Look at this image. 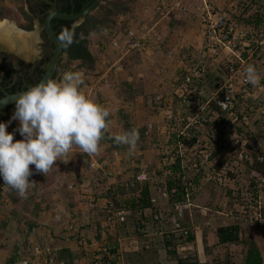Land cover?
<instances>
[{
	"label": "rangeland",
	"instance_id": "1",
	"mask_svg": "<svg viewBox=\"0 0 264 264\" xmlns=\"http://www.w3.org/2000/svg\"><path fill=\"white\" fill-rule=\"evenodd\" d=\"M115 4H118V2H115ZM0 5L6 11L4 18L0 20L1 24L7 22L13 24L15 27L20 24L24 25L18 13V8L23 6L24 9L26 7L29 11L28 4L23 3V0H0ZM118 5L123 6L125 9L127 7L126 4ZM160 6L161 5L157 6V8H161ZM162 22L163 21H161V24ZM179 32L181 35L180 42L162 43L161 47H157L155 44H153V46L152 44L151 46L144 45V43L141 42V48L133 50L128 49V46L121 42L120 48L122 46V49L116 48L114 51L112 49H107V53H100L101 56L98 61H100L102 71L107 73V82L104 79L99 82L96 76L92 77L91 74L94 75V71L88 73L90 76H83L84 83L81 87L85 95L93 99L96 103H98L100 96L106 97L105 100L107 101L116 99L112 101L113 103L109 101V106H105L110 112L109 118L111 123L108 131L110 138L116 134L128 131L129 128L127 127V123L140 132L137 149L134 154L130 155L129 150L121 149L122 146L116 143L112 146L107 142L101 141L98 154L88 156V154L83 153L79 148H74L67 157H61L60 161H56L55 165L46 176L42 173H38L34 165H30L33 174L29 177V181L35 182V184L28 189L26 197H21L16 191L10 193L8 187L4 186L3 178L0 177V226L5 221L9 222L5 229L0 227V264H5L13 254L12 245L16 244L21 246L25 244L27 237L31 241L32 248L41 245L42 243L40 241L45 243L44 239L49 238L47 235H49L50 230L48 226H40V222L41 217L42 219L47 218L49 214L41 216L43 212L51 213L50 217L58 222V219H63L59 222L62 224V230L64 227L68 228V225H71L73 229L79 226V222H77L76 219L75 221H70V224H68L70 217L68 215L72 212L73 214L79 215V208L78 211H76L74 206L78 205L79 207V200L82 199L83 201V198L80 199V197H82L80 194L86 193L85 190L79 193L78 190L73 191L69 189V185L79 182L77 177L80 176H82L86 184H88L90 180L99 179L100 176L108 173L110 176L108 175V182L106 183L111 185L112 191L115 193L117 184L122 185L130 181L133 183L132 177L136 175V168V170H140L136 178L140 180L137 183L143 184L145 180L142 179L145 178L148 180L151 194H153L156 199L155 205L158 207V211L163 212L165 215V225L168 226L171 224V218L177 217L174 216L177 213L175 210L177 203H170L168 199L163 198L162 193L159 192V189L163 190L161 185H164L165 181L170 177L164 174L163 167L169 164L170 161L166 158L170 157L171 151H175V147L170 146L169 140L171 139L174 141L176 139L174 135L170 134L169 128L175 123V120L181 116L178 115V113L184 112L182 109L183 107L179 105L173 94L172 86L181 76L180 71L182 67L189 63L191 61L190 59L197 60L201 58V53H199V49L195 48L196 46L194 47L195 51H193L189 50L190 48H187L186 44H183V40L189 41V43L191 42L194 27L188 25L185 28L183 27V29H179ZM39 33L40 31L37 28L35 32L36 35L33 34L32 36L37 40ZM111 42L112 40L105 38L104 43L110 44ZM115 45L118 46V43ZM105 47L107 48V46ZM34 50L39 51L36 48H34ZM97 50L99 51V48H97ZM129 50L130 52L126 53ZM110 52L117 58H114V56L111 57L108 54ZM116 52L120 53L122 58L118 56ZM65 64L66 58L58 67L54 79H59L63 73L70 72ZM260 67L259 76L263 80L260 86L263 87L264 92V64H260ZM129 81H132V84H129ZM139 81H142V83L140 84ZM129 113L133 116L132 121H135L134 124L130 123L131 118ZM5 123L8 124L7 131L9 133H14V142L23 139L20 133L16 131L19 127V121L12 120L11 117ZM258 128L259 127L256 128V133H262ZM142 129H145V132H143ZM182 129L183 127L180 129L178 128V130ZM189 132L190 135H193L194 139L198 141L197 146H203L210 133L207 128L190 130ZM238 139L241 142L240 146L235 147L234 153L230 156H226L225 160L226 158H232V161L237 160L240 151H250L249 148L245 146L248 141H245V138L240 135ZM258 148L257 154L261 155V153L264 152V147L261 148L258 145ZM82 153L86 155L88 158L87 160H81L79 158V155ZM229 163V165L225 166L226 172H233L237 177L236 179L230 177V180L235 182V184L232 181V183H230L232 190L216 186L212 182L207 183L208 177H206L196 185L198 187V192L194 196L193 201L191 200L190 203L186 204L185 208H182L181 211L183 222L187 223L198 235L202 262L199 261V254L196 251L198 246L195 245V242L192 245V252L189 250L184 253L188 252L196 256L200 264H214V262L216 263L218 260H222V258L225 257L226 247L218 243L216 229L219 226L235 224L239 225L246 235H252L264 260V229L259 227L254 228L255 226L243 221L242 217L238 215L239 207L251 202V187L249 186L250 171L241 164L236 167L231 164V161H229ZM88 164L89 167L90 164H94V169L98 166L100 169L95 174L92 171L89 172L90 170H87ZM216 165L217 163H213L210 167L214 168ZM80 170L86 171L80 172ZM88 187L91 188V186ZM90 188L89 190L87 189V195H90L91 198H86L85 203L88 201H97L92 200V196L93 198L96 197L97 193L100 192L97 190L99 188L95 190ZM65 189L67 192L73 191L71 199L67 198L69 201L63 199ZM228 191H234V194L230 195ZM237 191H239V198L236 201L234 197H237ZM84 196L87 197L86 195ZM12 198L18 199V201H12ZM61 198L63 201H61ZM229 201L231 204L228 203ZM36 205L39 206L37 212L41 209L36 220L38 228H41H39L38 232L34 229L31 230L32 232H29L28 223L33 219L31 218V214L35 210ZM91 209L94 211L95 208ZM145 213L148 219H151L153 211L148 210ZM230 213L235 215L237 219L234 216H229ZM88 215L90 217L89 221H92L93 215ZM92 228L91 230L88 229L90 230L88 232L89 239L84 238L88 245L96 240L101 246L105 244L107 242L106 239L110 237L112 240L115 239V241H119L121 254L131 253L137 250L135 240L126 237L125 229L120 230L118 228L108 232L103 230L99 232L98 235L100 237L98 240V237L94 236ZM149 229L151 230V226ZM63 231L66 233L72 232L66 239L72 240L73 244L70 245H74V264H92L90 247H87L88 251L84 252L82 255L83 257H81V254L79 255V232L76 234V231L74 233L73 230L68 231L67 229ZM51 236L53 239L56 238L60 239L59 241H65L61 236ZM246 238L248 239L249 237ZM61 245L63 246V243L60 242V246ZM60 246L45 244L43 248L48 247L50 254L51 252L55 254ZM31 255L33 256L32 252L25 254L27 259H24L23 255L19 253V259L15 264H47L45 255L40 258L34 257V259ZM207 260H209V262H207ZM159 262L160 264H175L166 261V257L163 254L159 255Z\"/></svg>",
	"mask_w": 264,
	"mask_h": 264
},
{
	"label": "trees",
	"instance_id": "2",
	"mask_svg": "<svg viewBox=\"0 0 264 264\" xmlns=\"http://www.w3.org/2000/svg\"><path fill=\"white\" fill-rule=\"evenodd\" d=\"M33 1H37L36 5H32ZM94 0H26V4H28L29 11L25 10L23 6L18 8V13L21 16V20L23 21V24L19 25V28L21 30L30 32L33 30L34 27V16L42 15L43 18L46 16V14L51 11L53 5L56 6L57 10L61 14H77L85 10L87 7H89ZM22 4V3H21ZM127 11L123 8V6L115 4V3H107V5H100L98 9L94 12H92L90 15L86 16L84 18V21L79 24L78 26L72 28V21H65V20H59V19H53L50 22L51 29L54 32L55 36L58 38L60 37V34L63 29H69L73 35V42L70 45H62L63 52L66 53V66L69 68L70 72L80 71L84 74H87L88 71L94 70L97 61L99 60L100 56H94L91 54L89 50V37L92 35H98L99 38V51L100 53H104L108 51L105 46L108 47V44L105 42V33L112 32L117 23L118 16L122 15ZM5 9L0 5V20H2L5 16ZM260 14L263 16L264 11L260 12ZM260 16V17H262ZM263 19V21H262ZM42 21V20H41ZM256 23L257 25H260L261 22H264V18H253L250 19L249 22ZM178 23V22H177ZM180 25V23H179ZM129 30V27L127 26V23H122L117 32L127 34ZM45 36V35H44ZM60 41V40H59ZM62 44V43H61ZM105 45V46H104ZM194 50V48L189 49ZM107 53V52H106ZM112 57V52L108 53ZM116 54L118 56H121L120 53ZM114 56V55H113ZM51 60V57H49L45 64H49ZM75 66V67H72ZM256 67V66H255ZM182 70V69H181ZM207 70L209 71L210 75H214V72H212L213 68L211 66L207 67ZM256 70H258V67H256ZM45 69H39L38 70V78L36 81V84L38 83L39 79L43 77L45 74ZM259 73V71H257ZM181 73V71H180ZM209 76V74H207ZM260 77V76H259ZM54 79V77H53ZM262 78L259 79V83L256 85V93L253 94V98L248 99V103L250 108H255L257 103H260L264 105V92L262 85ZM264 86V85H263ZM22 90L18 91L15 88L10 90L8 93L10 95L16 94L21 91H26L28 87L21 88ZM3 96L0 94V98ZM176 98V97H175ZM177 99V98H176ZM178 101V99H177ZM247 108L246 112L250 114L253 109ZM215 111L217 112V117L214 119V122L212 124V127L210 128V133L214 134L217 139H222L225 136V133H227L231 128H235L237 135L242 136L245 138V141L247 140V146L249 148L250 157L252 158H245L243 161H241L237 166L240 164L248 169L250 171V198H251V204L257 203V196H259V193L261 192L257 186V182H259L261 175L264 173L263 164H261L257 157L260 154H257V151L259 150L258 145L263 148L264 147V125L260 124L259 122H255L254 126L251 127L250 131L247 133L244 131L243 128H237L234 124H231L228 120V117L225 113L219 111L217 108H215ZM14 112L8 113L4 118H1L0 123H4L5 119L9 116H11ZM110 120V118H108ZM127 127L130 129H133L134 127L127 123ZM258 130L262 131V133H256V128ZM143 132H145V129H142ZM140 133V132H139ZM257 134V135H256ZM104 142H107L111 144L112 146L115 145V142L112 138L109 137V134L106 133L104 138L101 140ZM170 146H174L175 150L178 148V141L176 140H169ZM173 141V143H172ZM185 142V141H184ZM254 142V143H253ZM188 146H192L195 143V140H192L190 142H187ZM174 144V145H173ZM122 146L121 149H127L128 147L126 145H120ZM252 148V149H251ZM263 151V150H262ZM264 153V152H263ZM262 154V153H261ZM216 154L214 155V158H216ZM80 159H88L85 154L79 155ZM186 160V159H185ZM213 160V159H212ZM181 159L177 158L172 165H164V171L169 169L172 171V176L168 177V179L165 181L164 185H161L163 187V190L167 192L169 199L168 201L170 203L174 202H181L186 203L187 198L188 200H192L194 196L198 192V183L203 180L204 178L208 177L207 183L212 182L214 185L223 187V188H229V190H232L230 183L235 182L233 180H230V177L232 179H236V175L233 172H226V163L229 162L228 158L220 157L217 158L215 161H211V163L207 164H200V170L198 172L194 171H182L181 170ZM213 163H217V165L213 168L210 167L213 165ZM186 165H190L187 164ZM236 166V167H237ZM86 168V167H85ZM88 171L90 170L89 164L87 167ZM100 169L98 166L95 169L90 170L89 172L97 173V171ZM95 170V171H94ZM86 171V170H84ZM82 170V172H84ZM136 175H134L133 183L130 181L126 184H117L115 193L112 191V187L107 181L108 175L110 174L106 173L102 176H100L99 179H93L90 180L88 184H86V181L82 178V176L77 177L79 180L76 184L69 185L70 190H78L79 193L83 192V190L86 191V193L80 194L81 196L86 195V198H91L90 195L88 196V191L90 189H97L98 192L96 197L92 200H98V199H105L106 203L104 207H101L100 209L98 207H95V202L90 201V205L93 206L94 211H99L98 214L93 215V220L89 222V225L81 226L83 229H90L95 227V229L99 232L105 230V232H108L110 230H116V229H125L126 237L131 238L132 240H135V244H137V250H134L131 253L121 254L120 252V243L119 241L112 240V238L108 237L106 240L107 242L101 246H99L95 252L91 256V263L92 264H159V255L163 254L166 257V261H169V263H175V264H200L198 261V258L191 253H184V252H178V247L181 246L184 242L192 243L194 244L197 233L194 232V230L185 222H183L182 219H180V222L183 226V228L187 229L189 236L184 240H182V236L177 234L178 237H176V234L171 233L169 237H165L164 241L161 240L160 237L156 236H145L137 234L136 229V220L143 219L144 220V212L146 210H152L153 213H158V207L155 205V202L152 200L154 199V195L151 194L150 191V185L148 183V180L146 179L143 181V184L137 183L138 180L136 179L138 176V173L140 170H136ZM220 174V181H218V177ZM104 180V182H103ZM106 180V181H105ZM225 180V181H224ZM232 181V182H231ZM84 182V183H83ZM104 183V184H103ZM6 186V185H4ZM8 187V186H7ZM4 188V187H3ZM8 190L11 192H14L16 190L10 189L8 187ZM67 192L66 189L64 190V197L63 199L66 201H69L72 197V192ZM17 192V191H16ZM234 191H228V193L234 194ZM9 193V194H10ZM239 191H237V197H234L236 201L239 198L238 195ZM69 194V195H68ZM85 197V196H84ZM11 198V197H10ZM69 198V199H67ZM227 199V198H226ZM12 201L17 202L18 199H11ZM61 201L62 198H61ZM228 203L231 204L229 201ZM242 206V205H241ZM39 206H35V210L32 212V217L28 223L29 232H32L31 230H39L38 224L36 223L37 217L39 216L40 210ZM116 211H125L128 216V221L123 224H114L112 223L113 214ZM175 213V211H174ZM240 217H242L243 221L248 222V219L238 214ZM69 221L68 224H70V221H75L77 218V214L69 213ZM72 217V218H71ZM178 219V218H176ZM8 221H5L0 226L2 229H5L8 225ZM74 223V222H73ZM94 224V225H93ZM253 225V224H252ZM254 228H256V225ZM72 227V226H71ZM169 229L172 230V226L168 225ZM38 232V231H37ZM79 232V230H76V234ZM97 232V233H99ZM30 234V233H29ZM152 234V232H151ZM36 235V233H35ZM149 235V233L147 234ZM98 235V240H99ZM216 237L218 239V243L222 246H225V252L226 255L222 260H218V262H214V264H263V257L261 256V252L259 251V248L255 241L252 238V235H246L244 231L241 230V227L239 225H223L219 226L216 229ZM246 237H249L248 239ZM81 240V237H79ZM180 238V239H179ZM245 238V239H243ZM109 239V240H108ZM112 240V241H111ZM30 239H26L25 244L20 245H12L13 246V254L11 257L6 261L5 264H15L17 260L19 259V253L23 255L24 259H27L25 254H28L29 252H32V246L30 243ZM162 242V243H161ZM43 248L44 245H38V247ZM147 248V249H146ZM32 256V255H31ZM94 256H99L100 259H95ZM34 255L32 258L34 259ZM93 257V260H92ZM46 259L52 258L54 259L55 264L63 263V264H74L75 257L68 249H60L55 254L51 252L50 255H45ZM143 258V259H142ZM105 261V262H103Z\"/></svg>",
	"mask_w": 264,
	"mask_h": 264
},
{
	"label": "built area",
	"instance_id": "3",
	"mask_svg": "<svg viewBox=\"0 0 264 264\" xmlns=\"http://www.w3.org/2000/svg\"><path fill=\"white\" fill-rule=\"evenodd\" d=\"M169 10L185 12V7L175 2ZM263 11L264 0H202L198 15L202 37L199 47L201 58L190 59L191 61L182 67L181 76L172 86L173 94L184 112L178 113L181 116L169 128L170 134L174 135L178 141V148L171 151L170 157L166 158L170 160L169 165L174 164L175 160L180 158L182 171L198 172L200 164L211 163L217 158L230 156L234 153L235 147L240 146L241 142L235 128H231L220 140L214 134L209 133L205 144L197 146L198 141L190 135L189 131L200 128H207L210 131L214 118L218 116L215 108L225 113L231 124L237 128H243L246 133L256 121L264 125V105L257 103L255 108H250L248 99L254 97L256 86L248 83L245 78V69L249 64L254 66L264 64V22L260 25L254 21L247 24L245 20L250 17L256 18ZM126 36L128 49L141 48V41L132 31H128ZM208 66L213 68L214 75H210L207 70ZM247 108L253 109L250 114L246 112ZM182 127V130H178ZM192 140H195V143L188 146L187 142ZM215 154L216 158H214ZM249 157L250 153L242 150L237 160L232 161V158L228 160L233 166H237ZM257 160L263 164L264 168V153L259 155ZM229 164L228 162L225 166ZM89 168L94 169V164H91ZM164 174L173 175L169 169L165 170ZM218 181H220V174ZM257 186L261 192H264V173L257 182ZM159 192L162 193L163 198L169 199L166 191L159 189ZM152 201L156 202V199ZM188 203H190L188 198L186 203L177 202L175 206L177 213L174 215L177 217L171 218L172 230L165 225L166 219L163 212L153 213L151 219H148L145 213L148 210H146L144 220H136L135 231L143 237L150 235L160 237L162 241L171 233L176 234V237L179 234L185 241L189 233L183 228L180 219H182V208H185ZM239 208L238 213L245 216L249 223L264 229V205L259 201L256 204L248 202ZM229 216L235 217L232 213ZM127 221L128 216L125 211L114 212L113 225H123ZM80 245L85 247V241H81ZM192 245V243L184 242L178 247V252L189 250L192 252ZM49 254L48 247L36 246L33 249L35 257L40 258ZM94 258L100 259L99 256H94ZM46 263L55 264L52 258L46 259Z\"/></svg>",
	"mask_w": 264,
	"mask_h": 264
},
{
	"label": "clouds",
	"instance_id": "4",
	"mask_svg": "<svg viewBox=\"0 0 264 264\" xmlns=\"http://www.w3.org/2000/svg\"><path fill=\"white\" fill-rule=\"evenodd\" d=\"M162 8L158 9L159 13ZM260 16L256 18L263 17ZM250 19L253 17L245 23L249 24ZM73 35L69 29H63L59 40L62 45H70ZM245 78L253 86L259 83L254 65L246 67ZM83 83L82 72H65L59 79L42 80L22 92L12 116V120L19 121L16 131L22 140L14 142V133L7 131L8 124L0 123V177L4 185L21 197H26L28 189L35 184L29 181L33 174L30 165L46 176L55 162L67 157L74 148L88 155L98 154L100 142L109 131L110 112L85 95ZM111 138L117 145L128 146L131 155L137 149L139 132L133 128ZM81 241H85V247L80 245ZM80 242L79 247H90L93 253L98 248L88 245L86 240Z\"/></svg>",
	"mask_w": 264,
	"mask_h": 264
},
{
	"label": "crops",
	"instance_id": "5",
	"mask_svg": "<svg viewBox=\"0 0 264 264\" xmlns=\"http://www.w3.org/2000/svg\"><path fill=\"white\" fill-rule=\"evenodd\" d=\"M115 2H118V4H126L128 9L125 13L118 16V18L116 20L117 23H116L115 29L110 33H105L104 37L112 40V42L110 44H108V47H107L108 49H112L113 51L116 50V48L122 49V46L120 48L121 42L125 43V45H126V42H127L126 41L127 40L126 35L127 34L117 32V30L119 29V27L121 26V24L123 22L127 23V26L129 27L128 31H132L135 34L136 38L139 41L143 42L144 45L151 46V44H152V46H153V44H155V45H157V47H161L162 43L168 44V43H172V42L175 43V41L180 42L181 41L180 40L181 35L179 32V29H183V27L185 28L188 25L191 27L193 26L194 27V33L191 37L192 38L191 42L189 43V41L187 42L186 40L182 39L183 44H186V47L190 48V49L194 48L195 46H196L195 47L196 49L199 48L201 41H202L201 29H200V26L198 24L199 23L198 22L199 7H200V3H201L200 0H120V1H118V0H101L99 6L100 5H107V3H115ZM175 2H179L180 4H182L185 7V12H177L175 10L170 11L169 7L172 4H174ZM23 3L26 4V0H23ZM159 5H161L160 6L161 8L164 7V8H162L161 13H159V11L157 10L158 9L157 6H159ZM25 10L27 11L26 7H25ZM263 18H264V14H263ZM161 21H163L162 24H161ZM179 23H180V25H179ZM78 25H79V23L77 25H73L72 28H74ZM157 26H159V27H157ZM37 28L39 29V27L37 26V23H36L34 26V30H33L34 34H35ZM39 31H40V29H39ZM188 34H190V33H188ZM39 35H40V33L38 34L37 39H40ZM99 38H100V36H98V35H92L91 37H89V42H90L89 50H90L91 54H93L94 56H98V57L101 56L100 52L97 50V48L99 47L98 46L99 45L98 44ZM116 43H118V46L115 45ZM91 47L94 49H92ZM128 52H130V50L127 51L126 53H128ZM123 55H125V54H123ZM120 57L122 58V55ZM114 58H117V57L114 56ZM100 66H101L100 61H97L96 67L94 68V70H90L91 72L94 71L93 72L94 75L91 74V76L92 77L96 76V78L98 79L97 81H99V82L103 79L107 82V73L106 72L104 73ZM255 66L258 67L257 71H259L261 69L259 64H256ZM90 71H88L87 74L83 73V76L88 75V73ZM88 76H90V75H88ZM139 83L141 84L142 81H139ZM129 84H132V81L131 82L129 81ZM105 99H106V97L100 96L98 103L105 107L106 105L109 106V101L112 102V101L116 100V99H113V100L107 101ZM131 110H132V108H131ZM129 115L131 118L130 123L134 124L135 121L134 122L132 121L133 116L130 113H129ZM89 159H90V157H89ZM80 172H82V170H80ZM257 197H258L257 201H259L262 205H264V192H260L259 196H257ZM81 198H83V201ZM80 199L81 200H79V207H78V205L74 206V209L76 211H78V208H79V215H77V218H76L77 222H79V226H77L76 229H73V227H71V225H68V228L64 227V229H67L68 231L73 230L74 233L76 230H79V237H81L82 240H85L84 238L89 239V233L88 232L90 230H88V228L83 229L81 226L89 225L90 217L88 214H91V215L98 214L99 211H93L91 209V208H93V206H91L89 204L90 201L85 203L86 197L82 196V197H80ZM105 203H106L105 199H102V198L98 199L95 202V207H98V208H99V206H100V208L104 207ZM45 214H49V216L47 218H43V219L41 217L40 226H48L49 227L50 231H49V235H47V237H49V238L44 239L45 243L43 241H40V242L43 245L47 244V245H57V246H60V242H61V243H63V246L61 245L59 248L57 247L58 248L57 250L65 248V249L70 250V252L72 254H74L75 253L74 252V250H75L74 245H70V244H73L72 240L66 239V237L71 235L72 232H70V233L68 232L69 233L68 234L65 231H63L64 229L62 230V228H63L62 224L59 223L63 219H58L59 220V222H58L57 220L50 217L51 213H44V212L41 213V216H44ZM94 230H95V232H94ZM92 231L94 233V236L98 237L99 233H97V232H99V230L97 231L95 228H92ZM51 235L61 236L63 240L65 239V241H59L60 239H56V238L53 239V238H51L52 237ZM198 240H199L198 235H196L195 245L198 246L196 248V251L199 254V261L202 262ZM79 242H80V240H79ZM91 245L93 246V248L95 246H97V247L100 246V244H98L96 242V240L93 241L91 243ZM201 249H203V248H201ZM87 251H88L87 248L79 247V255L81 254V257H83L82 255L84 254V252H87ZM207 262H209V260H207ZM206 264H210V263H206ZM263 264H264V260H263Z\"/></svg>",
	"mask_w": 264,
	"mask_h": 264
},
{
	"label": "flooded vegetation",
	"instance_id": "6",
	"mask_svg": "<svg viewBox=\"0 0 264 264\" xmlns=\"http://www.w3.org/2000/svg\"><path fill=\"white\" fill-rule=\"evenodd\" d=\"M36 4L37 1L32 2L33 6ZM54 8L55 10H57L56 6L53 5L51 11H53ZM48 13L46 14V16L48 15ZM45 17L43 18L42 15L37 14L34 16V26L37 23V26L40 29V39H37V42L33 43L31 46H28V50L24 48L22 49L21 42L18 43L19 41L16 39H14L15 41L13 40L14 42L12 41L11 43V41H9L7 37L0 38V94L3 96L2 98H0V100L10 95L8 92L13 88L20 91L22 90L21 88H29L30 86L36 85L38 70L47 69V66L49 64H45L44 62H46L49 57H53L54 47L48 40L46 34L42 29ZM9 25H12L18 31L21 30L19 28V25L17 27H15L13 24ZM20 32L22 33V31ZM7 40L8 42H6ZM34 48L38 49L39 51H35ZM40 80L41 79H39V81ZM14 110L15 103L4 108L0 112V120L1 118H4L8 113L14 112ZM12 116L13 114L7 117L4 123Z\"/></svg>",
	"mask_w": 264,
	"mask_h": 264
},
{
	"label": "water",
	"instance_id": "7",
	"mask_svg": "<svg viewBox=\"0 0 264 264\" xmlns=\"http://www.w3.org/2000/svg\"><path fill=\"white\" fill-rule=\"evenodd\" d=\"M100 1L101 0H94L93 3L89 7H87L85 10L77 14H70V15L61 14L57 10H55V8L53 11L48 13V15L44 19L42 29L44 33L46 34L48 40L51 42V44L54 47V55L51 58L49 65L47 66V69L45 71V74L43 75L40 81L42 80L46 81L49 78L53 79L58 67L65 60L67 56L66 53L63 52L61 42L58 40V38L55 36L54 32L51 29V25H50L51 20L59 19V20H65V21H72L73 22L72 26L77 25L78 23L81 24L84 21V18L86 16L90 15L92 12L98 9ZM22 32L27 33V34H30V33L34 34V31L32 32L22 31ZM21 93L14 94V95H8L5 98L1 99L0 100V112L7 106L14 104L16 102V99L19 97Z\"/></svg>",
	"mask_w": 264,
	"mask_h": 264
},
{
	"label": "bare ground",
	"instance_id": "8",
	"mask_svg": "<svg viewBox=\"0 0 264 264\" xmlns=\"http://www.w3.org/2000/svg\"><path fill=\"white\" fill-rule=\"evenodd\" d=\"M32 35H33V33L32 34L31 33L30 34H27V33H24V32L21 33L16 28H14L12 25H9V23H7V22H5V23H3V24L0 25V38L1 37H3V38L7 37V39L9 41H11V43H12V41L14 39H16V40L19 41L18 43L21 42L22 49L24 48V49H27L28 50V48H29L28 46H31L33 43H35L37 41L35 39V37L32 36ZM8 40L6 42H8Z\"/></svg>",
	"mask_w": 264,
	"mask_h": 264
}]
</instances>
